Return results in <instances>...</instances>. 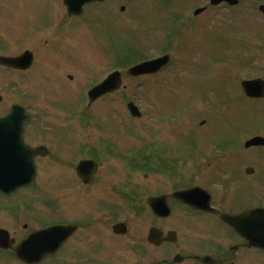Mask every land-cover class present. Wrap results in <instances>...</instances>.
Returning <instances> with one entry per match:
<instances>
[{
  "label": "rangeland",
  "instance_id": "374dc122",
  "mask_svg": "<svg viewBox=\"0 0 264 264\" xmlns=\"http://www.w3.org/2000/svg\"><path fill=\"white\" fill-rule=\"evenodd\" d=\"M261 1L242 0L240 7L237 8H230L223 4L213 10L210 9V11L196 18L195 21L185 22L187 25L180 23L181 27L185 28L184 35L178 36L173 48L170 49L174 65L155 77L126 79L125 83L128 88L125 94L121 92L110 96V132L114 133L120 129L128 128V132L121 130L125 132L112 134L113 141L119 143V146L124 144L129 149L132 146H140L155 140L152 133L154 130L158 131L159 145L174 147L173 154L182 161L180 162V173L185 178L194 174L196 158L199 159V164L203 166L207 165L209 161L222 158L223 153L221 151L219 153L218 151L214 152L213 147L218 148L225 139L235 137L232 129L237 127L240 120L234 118L240 115L239 113L246 111L256 113L261 118L264 116V101L257 103L241 98L239 84L242 79H247V77L264 78V48L259 49V46L264 47V17L257 12L256 6ZM46 3L51 7V9L49 8L50 16L56 17L49 23L50 28L47 36L50 41L57 37L61 41L51 44L50 47H45L47 49L39 52V56L45 59L47 57L49 61L48 64L44 62L42 65L39 60L40 68L38 69L40 71L38 70L34 75L38 77L36 90L46 89L47 96L45 99L54 102L52 106L54 112L42 103L37 104L35 106L34 125L38 129H46V134H51L53 137L51 129H56L59 135L58 140L54 141L52 136L48 135L39 137L37 141L47 142L48 147L54 149L55 152L53 153L58 158L52 154L50 158L39 161V178L36 181L37 193L31 191L30 198L34 194V203L36 204L42 203L43 200L52 205L58 204L56 210L46 207L39 210L41 213H48L53 210L59 213V210L70 207V203L74 201L73 197L67 196V190H63L61 187L62 179L73 181L74 171L71 170L70 164L75 158L71 155L76 153L75 157L79 158L78 150L81 146H86L84 154H88L90 146L97 144L98 139L103 135V130L106 129L108 103H98L94 108L88 109V113L92 112L94 117H98L97 122L91 120L90 124L81 126L78 117H75L74 128L76 129L71 134L74 135L72 137L75 142L74 147L70 143V137L65 132L67 131L65 123H62V121L68 120H65L62 114L59 116L57 109L63 108L62 112L65 111V114L66 110H68L67 112L75 111L76 103L80 102L81 106H84L85 88L89 89L93 85L94 77L113 71L115 64L112 63L110 56V40L113 33V45L116 49L122 45L119 44L118 38H122V33H125L131 42L127 43L124 48L137 47L142 51L147 50L151 40H156V32L153 29L150 30V25L145 27L148 33L143 31L142 33L147 34L149 39L142 41L141 31L136 30V28L141 27L140 19L137 17L141 16L143 20L141 24L146 25L152 19L153 21L156 20L155 12H158L164 5L159 0H111L110 15L114 18L112 21L115 22L111 23L112 28L110 23L109 25L98 22L83 23L77 32L69 29V33L72 34L69 36V33H63V26L65 28L71 26L77 28L78 25H69L68 22L61 25L64 22L62 16L65 15L59 7L60 3L63 6L62 0H0V37H3L5 41H18L19 51L27 47L29 45L27 42L30 40L25 35H30L33 22L39 17L42 7ZM207 4V0H174L172 7L161 9L162 13L158 16L165 22L166 30L160 34L158 42L162 43L166 39L169 19L179 15L183 19H189L193 16L195 7L198 5L203 7ZM123 5H126L125 12L121 11ZM154 8L156 9L154 10ZM137 10L139 11L138 15ZM146 10L149 13L146 16L142 15V12L145 11L146 13ZM132 17L137 19L134 20ZM232 17L238 18V20H233ZM129 22L133 24H128ZM43 37V34L40 33L39 38L44 41ZM248 49H251L249 56L251 55L253 58L252 65L241 66L239 63L246 62L241 60H247ZM159 51L160 49H155L144 54L138 52L137 56L142 58V55L144 57L150 56ZM60 53L61 59L59 58ZM71 56L74 59V65L71 63L73 66L70 64ZM62 60L65 63L68 61L67 67L62 65ZM236 60L239 62H235ZM59 70L63 72L66 80H68V75H74L76 82L80 81L84 85L82 89L76 90L68 84L61 77ZM177 75L179 76L178 79L174 78ZM173 78L174 82L172 83ZM129 100H134L140 106L143 113L142 119L131 117L127 109ZM80 104H78V108ZM85 105L87 106L88 102ZM95 111L99 113L94 114ZM201 121L206 123L201 125ZM96 123L100 125L99 128ZM242 123L243 128L248 127L247 122L242 121ZM66 126L70 127V125ZM75 136L81 138V141H75ZM192 146L197 147L194 152L189 150V147L191 149ZM188 151L190 152L189 156L185 155ZM239 151L240 153H238ZM239 151H233L232 158H229L237 160L240 158L239 155L248 158L247 155L254 153V151L247 152L243 149ZM64 160L65 163L62 162ZM115 161L110 160L109 162L104 159L99 185L89 189H85L83 186L78 196L76 204L83 208L84 215H90L93 220L91 225H85V229L78 237L81 243L83 241L81 245L84 246L81 262L92 259L93 261L89 264H150L148 260V262L139 260L141 259L140 256L144 254L141 252V247H138L139 244H143L141 242H144L143 238L146 239L151 226H160V222L154 221L149 213L145 212L138 216L131 210H121L117 212L116 218L127 223L129 233L123 238L114 237L111 230V223L114 220L112 217H110L109 233L106 224L109 216L107 210L101 206L105 205L106 207L108 203L106 179L109 167L113 168L116 176L121 175L119 166L116 165L118 163ZM215 163L217 162H214V165L217 166ZM215 166L211 169H202V167L200 174L196 175L195 182L207 185L208 182L205 181V178L212 175L210 172L215 173ZM262 169L264 172V167ZM123 175H125V171ZM111 176H113L112 173H110ZM138 176L139 183L147 182L148 184L150 179H153L150 177L146 181L143 173H139ZM160 178L163 184L170 181L169 177L160 175ZM63 196H67L65 201ZM113 201L116 203V200ZM102 202L106 204L103 205ZM38 207L41 206L38 205ZM38 209L35 208V211L39 212ZM182 215L185 219L175 215L163 225L166 228L173 226L179 230L183 235L182 244L185 245L192 242L184 235L185 229L188 227L186 223L196 219L190 217L191 215ZM49 216L47 215V217ZM83 220L86 219L83 218ZM207 222L215 230H221L214 223L213 218L200 217L197 219V223ZM193 234V238L197 240L201 233L196 231ZM146 255L154 256V253L148 252ZM59 261L57 258L51 261L53 262L51 264H58ZM250 263L264 264V253H259L258 260L251 259Z\"/></svg>",
  "mask_w": 264,
  "mask_h": 264
},
{
  "label": "flooded vegetation",
  "instance_id": "af4514ba",
  "mask_svg": "<svg viewBox=\"0 0 264 264\" xmlns=\"http://www.w3.org/2000/svg\"><path fill=\"white\" fill-rule=\"evenodd\" d=\"M104 5L108 8L102 10L101 6ZM104 5L94 4L88 6L86 7V14L92 10L95 17L110 20V6L107 0ZM44 44L47 45L48 40H46ZM39 47L40 45L38 48ZM38 48H33V51L37 52ZM8 88H10V91L14 94L19 93V86L17 83L7 85L5 90ZM249 101L257 102L252 99H249ZM27 108H30L29 105ZM248 110H250V107H248ZM239 114L240 115L234 118L235 120H240L237 127L232 129L235 135L241 137L251 134H253V136H264V116L261 118L258 117L256 113H249L248 111ZM0 115H3L1 110ZM32 121L33 118L30 120V126H26L25 139L28 144L34 146V140L36 136L40 134L38 132L36 133L33 126L31 127ZM242 121L247 122V128H243ZM223 148L226 149L227 145L225 144ZM247 151H254V153L252 155L246 154L248 158H245L244 155H239L240 158L237 160H226L224 158L217 162V166H215L216 170L214 169L215 173L210 172L212 175L205 178V181L208 182V186H204V189L210 193V197L209 195H204L201 200L196 202L198 203L196 205H211L221 214L228 213L234 215H240L252 210L264 208V172L262 169V167H264V146L252 147L247 149ZM107 154L110 162V146ZM143 162L146 163L148 160ZM148 163L152 166L149 171L145 172L143 175L146 180H149L150 177L153 178L150 179L148 184L147 182L139 183L138 181H132L131 178H124L123 180L119 178L118 180H114L113 177H110L109 168L106 179L109 203L110 193L122 203L123 208L130 205L129 199L138 196L142 209L150 211L148 199L150 197L164 195L168 197V204L172 211L171 215H191L190 217L195 219L198 217L213 218L214 223L219 226L221 230H215L209 222L197 223L196 220L191 226L209 239L188 243L183 246H177L176 244L179 242L176 244L164 243L160 247L148 244L154 256L143 255L140 256L141 259L139 260H148L150 264H204L201 260V258L204 257H209L211 262L209 264H251V259L258 260L260 250L251 247L244 238L220 220L219 215L204 212L200 208L194 207L192 204L173 198L175 192L195 187L194 185L179 187L178 164L175 161L159 159L149 161ZM159 165L165 167L171 166L172 168L170 181L165 184L162 183L160 178L162 171L157 169ZM212 167L213 166L208 165L204 169H211ZM98 179L96 178L94 183L86 187L97 185L100 182ZM78 183L79 186L73 183H69V186H63L62 189L67 190V196L73 197L74 201L70 204V207H64L61 211L59 210V219L55 220H50V216L47 217L49 214H37L27 206L26 198L20 197L21 194L25 195V189L19 190L11 196L0 191V230L8 231L10 234V238L3 241L4 247H0V264H28L17 257L16 253L18 248L33 231L54 224L76 225L78 230L64 244L57 255L47 257L38 264H51L53 263L51 261L57 258L60 260L58 264H79L78 262L80 261V257H82V248H84V246L81 245L83 241L81 243L78 237L84 224L83 213L75 206L76 198H78L82 186L81 181ZM67 196H63L64 201ZM159 220L162 221V219ZM108 227L110 228L109 223ZM169 230L170 229L164 231L168 232ZM168 247L175 249V253L174 250L172 251L170 249L168 251L165 250V254H162L163 249ZM178 254H181V261L175 262V257Z\"/></svg>",
  "mask_w": 264,
  "mask_h": 264
},
{
  "label": "water",
  "instance_id": "95a60500",
  "mask_svg": "<svg viewBox=\"0 0 264 264\" xmlns=\"http://www.w3.org/2000/svg\"><path fill=\"white\" fill-rule=\"evenodd\" d=\"M79 0H66V4L70 7L77 6ZM222 0H213V3L217 4ZM229 2L233 3L236 0H228ZM84 2V0H82ZM261 10L264 12V6L261 7ZM200 12V11H198ZM168 61V58H163L160 60H156L150 63H144L140 66H137L130 70L131 75H141L146 73H153L156 72L163 64ZM3 62L9 64L13 67L19 68H28L31 65V55L27 53L26 55L18 58V59H3ZM121 84V75L119 73H114L109 77L107 81H105L102 85L94 89L91 93V100L98 98L99 96L103 95L108 91H112L118 88ZM246 90L248 93H253V88L251 86L246 85ZM261 89V88H260ZM257 96L263 95V91H256L255 93ZM130 109L132 110L133 114L136 116H140L138 109L134 107L133 104L129 105ZM22 124V116L21 111L18 108H14L13 112L5 117L0 119V188L4 189V186L12 188H18L21 186H25L31 184L36 176V167L34 165L33 158L39 153L38 150H28L29 156H23L24 151L26 150L23 142H22V132L17 134L14 132L11 133V130L16 126L17 122ZM18 128V127H17ZM22 128V126H21ZM14 135L13 142L4 140V137ZM16 137L18 141L16 142ZM17 143L18 146L15 144ZM254 141L250 142L249 144H253ZM9 144V147L6 145ZM43 150V149H42ZM27 151V150H26ZM17 155H19L17 157ZM87 165V170L84 172L92 173L95 170V166H92L91 163H83L79 167V171ZM80 171V173H81ZM5 178H10L11 180H4ZM195 192V191H193ZM185 199L188 198L190 193H184ZM168 212L163 214L162 216H168ZM223 218L228 221L234 228H236L239 232H243L246 234L247 238L253 245L258 247L264 248V211H259V227L252 231L246 230L240 227L238 224V220L235 217L230 216H223ZM118 229L120 232H124L125 228L123 225H119ZM73 229L71 227H61L56 226L52 227L40 232L34 233L28 240V246L34 250L35 261H39L43 256L47 253H55L64 241L69 237L72 233ZM174 238V233L170 235L169 239ZM152 242L157 243L160 240V235L155 234L154 232L151 233L150 238ZM40 256V257H38Z\"/></svg>",
  "mask_w": 264,
  "mask_h": 264
}]
</instances>
